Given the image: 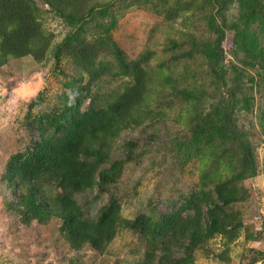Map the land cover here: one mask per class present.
Instances as JSON below:
<instances>
[{"label": "rangeland", "instance_id": "374dc122", "mask_svg": "<svg viewBox=\"0 0 264 264\" xmlns=\"http://www.w3.org/2000/svg\"><path fill=\"white\" fill-rule=\"evenodd\" d=\"M35 1L42 10L43 27L53 35L51 47L42 60L33 55L13 57L0 67V264H137L148 250L139 233L125 229L104 253L89 246L75 251L62 236L61 220L25 224L17 209L19 191L9 185L7 167L14 155L28 153L40 139L39 130L32 128L31 123L58 121L69 111L67 106L73 104L70 101L67 105L65 94H72L74 88L88 95L80 110L85 112L91 104L100 106L113 95L123 93L132 81L116 66L115 74H105L91 82L88 93L90 77L74 63L67 49L74 35H84L89 43L113 42L114 55L106 48L101 62L116 64L122 56L138 60L151 53L144 105L160 118L123 131L111 155V161H126L111 193L119 197L122 216L127 219L144 214L156 219L169 209H182L202 183L204 173L209 174L207 179L211 181L220 170L216 159L219 148L212 149V143L208 144L204 137L195 138L200 139L199 144L192 143L194 104L190 105L182 93L165 83V77L169 75L182 87L202 85L209 96L214 90L226 93L228 85L238 79L234 66L250 69L238 79L250 98V107L241 109L238 116L240 126L250 135L257 175L240 182L247 197L230 207L241 226L208 240L194 252L192 264H264V81L256 70L244 64L249 56L236 45L232 26L240 15L238 3L221 10L217 0H85L89 5L77 0L71 10L76 12L77 20L57 14L42 0ZM92 2L95 9L88 14L87 7ZM185 3L190 8L188 12L167 16V12ZM211 14L228 27L223 42L225 85H217L204 60V51L200 52L214 39L207 19ZM251 17L254 24L246 35L261 27ZM193 41L201 43L200 47L192 50ZM208 96L198 103L201 112L209 109L205 103ZM233 151L225 150L226 154ZM221 173L231 176L230 171ZM88 196L95 215L107 203L110 193L100 195L94 191Z\"/></svg>", "mask_w": 264, "mask_h": 264}, {"label": "trees", "instance_id": "16d2710c", "mask_svg": "<svg viewBox=\"0 0 264 264\" xmlns=\"http://www.w3.org/2000/svg\"><path fill=\"white\" fill-rule=\"evenodd\" d=\"M42 1L57 14L79 19L74 16L76 12L71 11L77 0ZM84 1L79 0L81 4ZM148 1L145 0L146 3ZM234 2L240 9V15L232 26L236 32V45L251 57L250 60L247 57L244 64L256 70L262 82L264 0H217L221 10H227ZM180 7L167 12V16L190 10L186 3ZM93 9L92 2L91 7H87L88 14ZM41 16L42 10L35 0H0V67L13 57L33 55L39 60L45 58L53 43V35L43 27ZM249 16L254 17L255 22L259 21L261 27L259 31H250L246 35L254 24ZM215 18L212 14L207 16L214 39L200 52L204 51V60L217 85H225L223 42L228 27ZM73 37L67 49L74 63L83 67L90 77L86 90L102 75L115 74L113 68L116 66L132 81L123 93L113 95L100 106L91 104L85 112L80 110L88 95L80 88H74L72 94H65L67 105L70 101L73 104L67 106L69 111L58 121L29 124L39 130L40 139L33 143L28 153L14 155L7 167L9 185L19 191L17 209L23 214L25 224L33 221L45 224L54 218L61 220L62 236L75 251L89 246L104 253L116 236L127 229L139 233L148 248L144 260L137 264H192L194 252L205 246L208 240L241 226L240 219L236 213L230 212V207L247 197L239 186L240 182L257 175V159L250 135L240 126L238 116L241 109L250 107V98L238 80L250 69L234 66L238 79L228 85L226 93L214 90L209 96L202 85L182 87L169 75L165 77V83L182 93L190 105L194 104L192 121L196 122L192 128V143L196 141L199 144L200 139L195 138L204 137L208 144L212 143V149L219 148L216 159L220 162V170L211 181L207 179H210L209 174L204 173L202 183L182 209H169L156 219L147 214L127 219L122 216L119 197L111 193V186L118 181L126 161H111V155L115 152L116 139L123 131L139 127L148 120L154 123L160 118L154 116L156 114L148 105H144L151 53L143 54L138 60L122 56L117 60L118 65L111 61L101 62L99 59L106 48L114 55L116 48L112 46L113 42L108 45L102 41L89 43L84 35ZM200 44L193 41L192 50L199 48ZM251 80L254 82L255 78L251 77ZM203 95L210 101L205 98L209 109L201 112L198 103L204 102ZM261 117L264 130V114ZM232 148L235 151L226 154ZM221 171H230L231 176ZM94 191L100 195L110 193L107 203L99 207L95 215L88 196Z\"/></svg>", "mask_w": 264, "mask_h": 264}]
</instances>
